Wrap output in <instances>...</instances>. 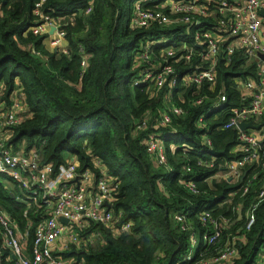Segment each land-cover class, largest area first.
I'll return each mask as SVG.
<instances>
[{"label": "trees", "instance_id": "trees-1", "mask_svg": "<svg viewBox=\"0 0 264 264\" xmlns=\"http://www.w3.org/2000/svg\"><path fill=\"white\" fill-rule=\"evenodd\" d=\"M37 1L0 0V101L9 104L18 92L27 114L8 129L9 143L13 150L37 149L41 163L52 166V176L73 159L77 170L96 178L103 170L115 184L110 210L117 221L90 222L80 234L98 238L55 255L82 264H183L191 254L187 263L193 264L228 242L235 255L219 264H257L264 255V199H257L264 187V139L257 159L242 167L237 180H228L227 164L240 158L241 142L236 127L223 126L234 109L249 105L251 97L237 83L258 82V62L243 49L228 53L227 42H220L214 81L185 82L197 66L207 69L212 63L196 47L185 58L181 46H193L188 31L215 29L210 11L217 1L196 0L209 7L208 14L196 15L191 25L133 28L136 3L174 18L180 14H171L165 0H44L41 15L59 24L63 51L49 50L47 34L32 32L43 22L34 14ZM145 44H151V63L173 68L175 86L167 79L161 86L135 82L149 66L141 60ZM165 45L176 51L172 57L164 54ZM221 94L226 101L211 110ZM171 106L183 113H171ZM159 111L169 113L168 125L160 123ZM138 123L144 126L137 128ZM259 125L264 128V115ZM151 134L163 147L164 164L147 151ZM6 180L0 175V205L20 229L30 226L31 242L46 208L40 199L25 200V191ZM204 212L217 222L220 235L213 244L203 239L215 231L213 223L202 221ZM249 215L253 222L247 227ZM124 224L129 228L120 230Z\"/></svg>", "mask_w": 264, "mask_h": 264}, {"label": "built area", "instance_id": "built-area-1", "mask_svg": "<svg viewBox=\"0 0 264 264\" xmlns=\"http://www.w3.org/2000/svg\"><path fill=\"white\" fill-rule=\"evenodd\" d=\"M44 0L35 3L34 14L38 16L42 23L34 25L31 30L34 34H47L50 28L52 39L50 44L58 46L63 38V33L59 29V24L55 23L49 16H43L40 6ZM212 6L210 15H214L217 25L214 28H198L193 32H187L193 46H181L185 50V58L193 53V47L201 48L202 59L212 61L207 69L197 66L192 74L186 75L185 82L200 85L204 81L213 82L215 77L213 61L218 55L220 42H227L226 50L232 53L235 49L245 50L251 58L258 62L259 81L246 80L240 82L246 91L244 95L251 97L249 105L240 109H234L233 115L223 128L236 127L241 142L239 151L240 158L227 164L225 176L237 180L241 169L245 164L257 159L259 143L264 139V128L240 130L237 126L239 121H251L259 124L260 118L264 115V59L258 53L264 54V0H216ZM210 2V1H209ZM164 6L170 8L171 14H180L178 18L166 16L162 12L154 9H145L140 3H136L132 9L130 26L133 28L148 27L154 23L161 26L188 24L191 25L196 15L205 16L208 14L207 6H199L196 0H165ZM89 8L86 9V12ZM167 42V40H165ZM153 44V43H151ZM151 44L141 47V60L149 65L143 69L141 77L136 80L154 82L156 86H161L164 80H168L171 86H175L177 79L173 75V68L170 65L158 67L150 62L149 49ZM163 51L166 56L172 57L175 50L168 45ZM200 69V70H198ZM201 100V99H200ZM198 100V101H200ZM226 101L224 94L219 95L216 103L211 107L215 109ZM24 103L18 92L11 97L9 104L0 101V175L14 182L18 188L25 191V200H39L46 208V215L41 219L32 232V240L29 242L30 226L24 230L20 229L17 223L10 217L5 209L0 205V264H65L64 259L55 255L54 248H50L58 241L60 251L67 250L72 244L79 246L82 241L93 242L99 235L94 233L88 237H82L80 232L86 229L90 222L99 223L105 226L112 225L117 219L111 209L113 201V191L115 184L109 180L103 170L101 176L96 178L88 170L79 171L71 159L67 165L61 168L55 176H52V166L41 163L40 152L31 148L25 150H13L9 143V128L19 124L23 118ZM170 112L178 115L183 113L177 106H171ZM160 123L168 125L170 115L166 111H159ZM143 124L138 123L137 128H142ZM146 148L158 164L165 163L164 151L161 143L155 134H151L146 141ZM264 167V162L263 165ZM94 181V184L92 183ZM93 184L91 187L89 184ZM186 186L194 190L191 182ZM246 188L244 189V191ZM258 201L264 199V187L257 195ZM109 203V208L104 204ZM28 204V203H27ZM257 203H253L251 208H255ZM247 227L253 222V216L249 215ZM65 218L66 223L60 221ZM182 215L176 214L177 220H182ZM202 221L211 222L215 226V231L211 234L205 233L203 239L207 244H213L219 238L217 222L211 218L208 212L201 216ZM129 224H124L120 230H127ZM182 228H186L185 225ZM191 246H195L197 238L193 233L190 235ZM236 249L228 242L218 248L210 257L202 258L193 264H219L231 259L235 255ZM191 259V254H186L183 264ZM257 264H264V255Z\"/></svg>", "mask_w": 264, "mask_h": 264}, {"label": "water", "instance_id": "water-1", "mask_svg": "<svg viewBox=\"0 0 264 264\" xmlns=\"http://www.w3.org/2000/svg\"><path fill=\"white\" fill-rule=\"evenodd\" d=\"M261 14H263L264 15V11L262 10L261 11ZM55 27L54 26H52L51 28H50V33H52V31H53V29H54ZM258 55H259V57H261L262 59H264V54H262V53H258ZM237 126H238V128L240 129V130H246V129H259L260 128V125L259 124H254L253 122H251V121H239L238 123H237ZM231 178H229L228 177V180H230ZM107 208H109V203H105L104 204ZM60 221L61 222H63V223H66L67 222V220L65 219V218H60Z\"/></svg>", "mask_w": 264, "mask_h": 264}, {"label": "rangeland", "instance_id": "rangeland-1", "mask_svg": "<svg viewBox=\"0 0 264 264\" xmlns=\"http://www.w3.org/2000/svg\"><path fill=\"white\" fill-rule=\"evenodd\" d=\"M49 45V46H48ZM46 46H47V48L49 49V50H57V49H59V51H61L60 50V45H58V46H52L49 42H48V44L46 43ZM238 88L239 89H242V87L241 86H238ZM19 149H21V148H19ZM220 176H223L222 174H220V175H218V177H220ZM64 241H62L61 243H59V241L56 243V244H54L53 245V248L55 249L54 250V252H56L57 254H61V252H63V251H60V252H58V248H59V246H61L62 245V243H63ZM58 249V250H57ZM66 251V250H65ZM59 257H61V255H58ZM62 258V257H61ZM65 260V262H67L68 264H82L81 262L80 263H77V261L74 259V258H70V257H68V258H65L64 259Z\"/></svg>", "mask_w": 264, "mask_h": 264}, {"label": "crops", "instance_id": "crops-1", "mask_svg": "<svg viewBox=\"0 0 264 264\" xmlns=\"http://www.w3.org/2000/svg\"><path fill=\"white\" fill-rule=\"evenodd\" d=\"M263 11H264V9H262ZM47 39H46V43L48 44V42H50V39H52V37H53V35H52V33H50V31H48V33H47ZM59 45H60V50L61 51H63V50H65V48H66V43H65V41H64V38H62L61 40H60V42H59ZM49 46V45H48ZM240 82H238L237 83V85L239 86L240 84H239ZM243 84V83H242ZM241 84V85H242ZM242 87V86H241ZM243 89V88H242ZM263 105H264V98H263ZM24 111V110H23ZM22 114H23V118H25L26 116H27V114L25 113V112H22ZM22 147L24 148V146L22 145ZM25 149V148H24ZM71 160V159H70ZM93 184H94V181L92 182ZM89 184L91 187H93L94 185L93 184ZM50 248H52L53 249V246H51ZM64 263L65 264H68L67 262H65V260H64Z\"/></svg>", "mask_w": 264, "mask_h": 264}]
</instances>
